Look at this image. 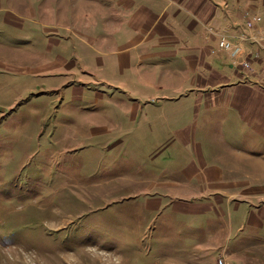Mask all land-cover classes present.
<instances>
[{
	"label": "rangeland",
	"instance_id": "obj_1",
	"mask_svg": "<svg viewBox=\"0 0 264 264\" xmlns=\"http://www.w3.org/2000/svg\"><path fill=\"white\" fill-rule=\"evenodd\" d=\"M69 2L0 0V264H264V228L248 225L264 194L227 147L264 140L246 146L231 121L208 141L230 185L210 170L204 189L168 180L187 162L178 137L190 123L175 131L169 115L189 92L161 82L189 85L174 75L184 61L127 59V25L109 31L97 13L90 30L92 13L74 22Z\"/></svg>",
	"mask_w": 264,
	"mask_h": 264
},
{
	"label": "crops",
	"instance_id": "obj_2",
	"mask_svg": "<svg viewBox=\"0 0 264 264\" xmlns=\"http://www.w3.org/2000/svg\"><path fill=\"white\" fill-rule=\"evenodd\" d=\"M69 1L67 7L72 12L74 22H80V14L85 8L92 13L85 21L90 30H95L101 19V25L104 24L109 31L119 30V27L124 29L127 25L125 31L128 32L127 41L130 45L122 50L123 53L126 52L127 59H131L132 50H137L140 60L152 54H160L175 56L173 59L184 61L180 66L183 71L174 75L188 78L189 85H182L177 79H174L177 84L173 85V77L169 78L167 74L163 75L161 82L162 87H171L176 93L189 92V97L184 99V95L178 94L177 97L182 98L172 102L174 110L169 115L175 128L182 123H190L184 131H180L178 137L187 162L184 167L179 168L183 172L180 178H176L173 172L167 179L190 180V187L204 189L208 181L214 185V178H202V172L210 170L221 172L218 180H215L216 188L222 189L229 184L233 179L223 178L218 166L224 162V158L218 155V151L209 150L208 141H214L223 131L222 126L231 121L240 124V128H233V131L241 132L239 139H245L246 146L252 145L251 140H264V0ZM59 4L62 5L61 2ZM73 11L78 13L76 18ZM64 12L69 11L64 9ZM248 12L262 16V22L249 28ZM221 35H227L234 43L242 42L243 52L240 58L234 60L228 53L219 50ZM242 35L251 38L242 41ZM91 39L98 46L106 43L102 35L94 34ZM150 41L148 53L144 54L146 47L143 52L141 47ZM159 44L168 46L160 48ZM245 61L250 63V68L244 66ZM191 92L196 94L190 95ZM192 114L197 115V119L191 122L192 118L186 116ZM176 129L175 131L180 130ZM227 147L233 149L235 165L244 167L243 170L249 173L248 176L257 179L252 188L263 195L264 144L262 148L253 149L252 152L236 151L235 147ZM213 155L216 158L211 161ZM210 166L214 169L209 168ZM192 203L191 200L188 212L192 210ZM181 204L182 202H178L176 205L178 211H181ZM259 207L261 211L259 214L256 211L251 213L248 225L264 228V202Z\"/></svg>",
	"mask_w": 264,
	"mask_h": 264
},
{
	"label": "built area",
	"instance_id": "obj_3",
	"mask_svg": "<svg viewBox=\"0 0 264 264\" xmlns=\"http://www.w3.org/2000/svg\"><path fill=\"white\" fill-rule=\"evenodd\" d=\"M247 18H248L247 25L249 28L255 27L257 23H260L263 20L262 16L255 15L250 12L247 13ZM248 38L251 37L247 35H242L241 37L242 41H245ZM219 50L225 51L232 59L237 60L242 55L243 52L242 42L234 43L229 37H227V35H221L219 41ZM244 66L247 68L251 67L248 61L244 62ZM220 264H223V260H220Z\"/></svg>",
	"mask_w": 264,
	"mask_h": 264
}]
</instances>
